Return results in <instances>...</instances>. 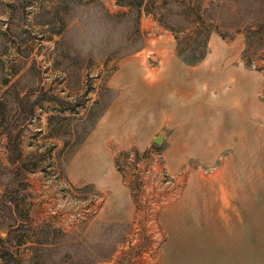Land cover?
Masks as SVG:
<instances>
[{"label": "rangeland", "instance_id": "1", "mask_svg": "<svg viewBox=\"0 0 264 264\" xmlns=\"http://www.w3.org/2000/svg\"><path fill=\"white\" fill-rule=\"evenodd\" d=\"M263 52L264 0H0V264H158L178 228L224 229L236 264H264ZM40 95L12 165L7 132ZM156 152L179 196L152 203L129 184L168 191ZM64 182L104 192L96 222L57 227Z\"/></svg>", "mask_w": 264, "mask_h": 264}, {"label": "crops", "instance_id": "2", "mask_svg": "<svg viewBox=\"0 0 264 264\" xmlns=\"http://www.w3.org/2000/svg\"><path fill=\"white\" fill-rule=\"evenodd\" d=\"M88 143V139H86L85 144ZM73 162V160H72ZM71 162V164H72ZM69 167V177L73 184L80 185L84 183H96L99 185V188L109 187L111 191H113V196L110 198V202L117 204V196L118 193L124 192L118 187L114 185V182L109 177H104L103 170L97 164L95 165V173L93 177H74V179L70 175ZM99 167V168H98ZM98 172L99 175H97ZM264 182H262V185ZM114 193L116 197H114ZM125 194V193H124ZM120 195V193H119ZM126 205L129 203V197L125 194ZM262 213H264V196H262ZM103 218H107L111 215L107 214L106 209L102 211ZM116 217H124L125 213L121 210ZM207 214L202 213L198 215V218L204 219ZM212 220H216L217 214H212ZM224 229L216 228V229H195L188 230L185 228L178 229H170L168 236V243L165 246V249L161 253L159 257L158 264H236L235 260L231 259L230 256L226 255L227 244L225 239L222 240V237H226V230H224L225 234L223 236ZM229 240V239H228ZM231 245V244H229ZM225 254V255H224Z\"/></svg>", "mask_w": 264, "mask_h": 264}, {"label": "built area", "instance_id": "3", "mask_svg": "<svg viewBox=\"0 0 264 264\" xmlns=\"http://www.w3.org/2000/svg\"><path fill=\"white\" fill-rule=\"evenodd\" d=\"M259 60L260 65H256L255 62H253L251 66L253 68L257 66V68L264 74V52L261 54ZM146 174L150 175V178L158 184L160 189H164L166 187L168 188V191L166 193L157 190L153 191L151 181L148 183L147 180H140L141 178H138L136 183L135 180H133L132 185L127 183L131 186L133 193L135 192V190H141L143 194H147L149 196V199L147 201L152 200V203L155 201L166 202L169 198L174 199L175 197L177 198L179 196L178 191L170 188V185L176 184V177L173 173L170 172L161 152H156L153 154ZM63 191L64 195L61 197H66V195H69L70 199L68 200V202H71L73 204L68 203L67 205H65L62 202L61 197H57L54 200L55 204H53L54 209H52V212L57 216V227L59 229H61L62 231H66V228L76 229L82 224L89 225L96 222L103 204L106 201L104 192H95L94 190H88V192H85L81 190L79 192H76V195H73L74 200H72V188L70 187V185L65 183L63 190L61 189L59 193Z\"/></svg>", "mask_w": 264, "mask_h": 264}, {"label": "trees", "instance_id": "4", "mask_svg": "<svg viewBox=\"0 0 264 264\" xmlns=\"http://www.w3.org/2000/svg\"><path fill=\"white\" fill-rule=\"evenodd\" d=\"M248 31H251L250 29H247ZM259 30H261V27H259ZM28 93L24 94L23 96H21L19 98V100H23L27 97ZM43 96L40 95L37 98H35L33 101H31L30 105L28 107H25L24 105L20 106V111L23 113V121L21 122V124L16 125L17 126V130L15 133L12 134V132H7V140H6V151L8 153V160L12 165H15L16 162L18 161V159L20 157H22L20 149L18 147V135H19V131L20 129L24 126V124L26 123L27 120L30 119V114L32 112L33 106L40 101V99ZM48 99H55V96H48ZM23 124V125H22ZM13 131V130H12ZM22 167L24 169H26L27 171L30 170L32 171L34 168H30L28 163H24L22 164Z\"/></svg>", "mask_w": 264, "mask_h": 264}, {"label": "water", "instance_id": "5", "mask_svg": "<svg viewBox=\"0 0 264 264\" xmlns=\"http://www.w3.org/2000/svg\"><path fill=\"white\" fill-rule=\"evenodd\" d=\"M161 135H158L156 137H154V142H158L159 140H161Z\"/></svg>", "mask_w": 264, "mask_h": 264}]
</instances>
